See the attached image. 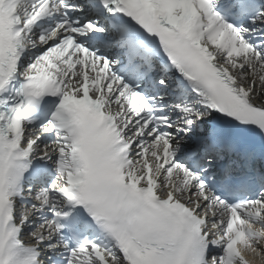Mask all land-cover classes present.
Segmentation results:
<instances>
[{"label": "snow or ice", "instance_id": "1", "mask_svg": "<svg viewBox=\"0 0 264 264\" xmlns=\"http://www.w3.org/2000/svg\"><path fill=\"white\" fill-rule=\"evenodd\" d=\"M0 264H264V0H0Z\"/></svg>", "mask_w": 264, "mask_h": 264}]
</instances>
